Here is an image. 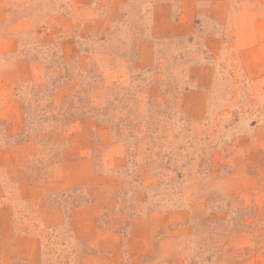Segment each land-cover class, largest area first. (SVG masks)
<instances>
[{
    "label": "rangeland",
    "instance_id": "rangeland-1",
    "mask_svg": "<svg viewBox=\"0 0 264 264\" xmlns=\"http://www.w3.org/2000/svg\"><path fill=\"white\" fill-rule=\"evenodd\" d=\"M174 259L264 264V0H0V264Z\"/></svg>",
    "mask_w": 264,
    "mask_h": 264
},
{
    "label": "crops",
    "instance_id": "crops-1",
    "mask_svg": "<svg viewBox=\"0 0 264 264\" xmlns=\"http://www.w3.org/2000/svg\"><path fill=\"white\" fill-rule=\"evenodd\" d=\"M255 22V21H254ZM254 22L252 23V27H251V35H253V33H255V31H256V33H257V29H258V27H256L255 26V24H254ZM254 45H252V47H253ZM251 47V46H250ZM249 47V48H250ZM141 253V252H140ZM108 255V257H110V256H114L115 255V253L114 252H112V253H109V254H107ZM177 261H179V259H174V260H171V261H169L168 262V264H170V263H176Z\"/></svg>",
    "mask_w": 264,
    "mask_h": 264
}]
</instances>
